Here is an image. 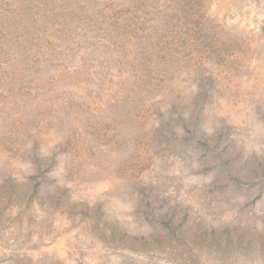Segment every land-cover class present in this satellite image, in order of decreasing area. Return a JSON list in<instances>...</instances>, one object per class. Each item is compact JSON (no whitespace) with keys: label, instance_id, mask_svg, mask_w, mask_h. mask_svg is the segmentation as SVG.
Here are the masks:
<instances>
[{"label":"rangeland","instance_id":"1","mask_svg":"<svg viewBox=\"0 0 264 264\" xmlns=\"http://www.w3.org/2000/svg\"><path fill=\"white\" fill-rule=\"evenodd\" d=\"M0 264H264V0H0Z\"/></svg>","mask_w":264,"mask_h":264}]
</instances>
